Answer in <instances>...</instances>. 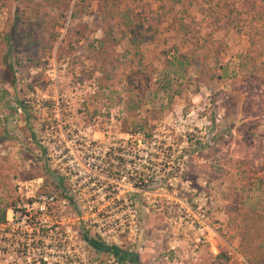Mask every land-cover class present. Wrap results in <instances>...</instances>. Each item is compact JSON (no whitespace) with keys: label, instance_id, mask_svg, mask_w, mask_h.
Segmentation results:
<instances>
[{"label":"rangeland","instance_id":"374dc122","mask_svg":"<svg viewBox=\"0 0 264 264\" xmlns=\"http://www.w3.org/2000/svg\"><path fill=\"white\" fill-rule=\"evenodd\" d=\"M72 4L65 15L42 9L44 28L31 37L26 27L30 39L20 43L17 12L25 3L0 0V62L10 49L18 79L15 89L0 86V132L13 94L25 107L7 127L18 136L0 145V209L22 208L17 203L26 194L50 190L58 197L50 218L66 244L47 249L44 264H120L112 252L86 243L100 234L131 255L121 264H264V0ZM125 14L139 35L119 25ZM133 70L144 74L143 85L150 78L139 99L126 93ZM130 98L141 102L133 112L126 109ZM126 120L130 128L146 123L149 132L133 149L139 168L128 180L91 184L99 189L91 194L85 179L105 172L107 148L126 145L120 132ZM61 126L80 129L55 138ZM42 165L49 178H32ZM56 173L68 195L78 197L75 206L63 205L62 190L45 181ZM138 175L153 180L134 211L127 193ZM131 220L139 229L132 237Z\"/></svg>","mask_w":264,"mask_h":264},{"label":"built area","instance_id":"2783aa9c","mask_svg":"<svg viewBox=\"0 0 264 264\" xmlns=\"http://www.w3.org/2000/svg\"><path fill=\"white\" fill-rule=\"evenodd\" d=\"M57 103L59 104V109H61L60 104L62 102ZM59 128L55 134V138L59 137L60 135H65V137L71 138L73 134L76 135L80 129L79 126L70 128L61 126ZM121 134L129 138L126 141V145L123 146V148H119L123 152L122 157L124 158L126 164H124L122 167H119L118 161L113 159L110 163H105V172L103 174L92 172L91 176L85 179V182L88 184L87 187H89V191L92 192L91 194L99 190L93 189L95 184H99L100 187H102L107 183H116V181H119L122 178L128 180V175L131 174V170H137V168H139L136 167V164L134 163V160L138 156L133 152V149L134 146H136L141 140H144V136L140 133H136L139 134V138L130 135L129 133ZM52 137L53 135H50V138ZM144 142L146 143V140H144ZM111 149L113 151L118 148L109 147L102 154L107 153ZM65 152L68 153V151ZM126 153H129V156L126 155ZM70 156L71 155H68L67 159H63L64 162L68 161ZM85 161V159L84 161L81 159V162L78 164L84 166V164H86ZM153 172H155V170ZM139 176L140 175L137 177L138 179H134L133 181L139 180ZM141 178L144 180V184H148V182L153 180L151 175H141ZM37 180L42 181V178H37ZM91 184L94 185L91 186ZM140 184L141 183L139 182L137 185H133L134 191L127 193L129 200L134 192L139 194L143 193V190L137 188V186ZM111 195L109 198H116L114 193H111ZM56 200H58V197L49 192H45L36 197H31V195L26 194L25 201H22L20 204L19 202L17 203V205H21L22 208L18 207L19 209H17L15 205L7 209L5 221L0 223V264H44V262L47 261L46 258L49 256L47 249L50 247L57 249V247H63L66 244V237L60 232L59 225L53 222L50 218L51 206L57 203ZM74 200L77 204L78 197H74ZM62 204H68L66 199H62ZM132 204L133 202H130L127 207L135 211V206L133 207ZM130 223L131 227L129 226L130 229L128 232L130 231L132 234L131 237L136 236L137 232L139 231L138 221L136 222L135 220H131ZM4 229L11 230L12 232H5ZM8 235L9 237H7ZM115 240L116 239L113 237L112 239H106L102 234H100V238L98 239V241L103 243L105 246L118 247L120 243L117 244ZM128 240H131V238H128ZM228 255L239 257V255L234 250H230ZM239 261L246 264L243 259H239Z\"/></svg>","mask_w":264,"mask_h":264},{"label":"trees","instance_id":"16d2710c","mask_svg":"<svg viewBox=\"0 0 264 264\" xmlns=\"http://www.w3.org/2000/svg\"><path fill=\"white\" fill-rule=\"evenodd\" d=\"M23 1L25 3V9H23L19 13L17 12V17L20 18L22 21L21 28L18 30V34L20 35V38H19L20 43L26 40L28 41L30 39V35L24 31L26 27L31 28V37L34 32V28H39L40 30L44 28L43 25L40 24L38 21V16L41 13L42 9L46 10L47 8H49L50 10H55L57 8L58 10H60L59 12L60 14L65 15V13H67L68 10L70 9L73 0H39L36 2L34 0H23ZM72 5H73L72 6L73 11L71 10L72 12L70 16L72 18H75L76 16H79L80 13H78V6L75 3H73ZM45 13H47V10ZM125 17H126V20L121 21L119 25L123 26L129 35H133V37L134 35L135 36H137V34L139 35L138 30H137L139 27L134 26V23H132V19L129 18L127 14H125ZM52 29H54V26L52 27ZM132 42H134L133 45L135 44L134 46H136L140 41H137V39H134ZM12 58H13V54L11 53L10 49L7 50V53L4 56H2L3 60L2 62H0V86L2 87L8 86L11 89H15L17 82H18V79H16V74H15L16 72L15 66H17V64H16V61L14 62V60H12ZM262 67H263L262 72H264V65H262ZM141 74L143 73L140 70H133L126 77V81H127L126 93H128L129 95L133 93L134 96H136L135 97L136 99L137 98L139 99L138 95L149 87L148 83H149L150 78L147 77L146 75L144 77V85H143L142 80L140 79L141 77H139L141 76ZM260 81L264 83V79H261ZM34 95H35V91L31 93V101H34V98H33ZM13 96L14 98L12 100H13L14 107H11V105L8 102L7 110L9 111V114L7 116H4V118L1 121L5 129L0 132V145L7 138L10 139L12 138V136H18V133L16 130L13 131L14 134L12 135L11 133L7 131V127L9 126L10 119L13 120L18 110L25 108V107H23V104L18 100V97H19L18 93L13 94ZM135 102H133L132 99L130 98V101H127L126 109L130 112L137 110L140 107L141 102L139 100H136ZM5 105L7 106V104ZM49 109L50 111L53 110L51 107ZM31 114H33L32 110H31ZM144 124L146 125V123ZM122 125H123L121 129L122 131H120L121 133H127V134L129 133L130 135H134L140 132L143 134L144 138H147V136H149L148 135L149 132L146 129V126L143 124L137 123L134 125L133 128H130L126 120V121H123ZM103 156L106 158V163H110L114 159L118 161L119 167H122L124 166V164H126L124 158L122 157L123 152L119 148L113 151L111 149L107 153H104ZM150 156L155 157V156H158V154L154 156L153 155H150ZM48 174L49 173H47L46 168L42 165V170H39V169L36 170L35 174L31 175V177L32 178L33 177L49 178V177H45L46 175L48 176ZM54 176H58L57 173L56 175L50 176L51 178L50 180L45 179V181L47 183H50L49 186L52 185L55 189L60 188L62 190V192L60 193L61 194L60 198L66 199V201L68 202V205L75 206L76 201L74 200V197L71 195H68V193L63 188L64 181L62 177L59 176V177L53 178ZM139 177H140L139 178L140 183L143 185L140 184L139 186H137V188L140 190H144L145 188H147V184L146 183L144 184V180L141 178V175ZM157 184L163 186V183H161V181H158ZM47 192L50 193V190H47ZM139 195L140 194L137 192H134L132 194L133 207L139 204L140 202ZM11 207H12L11 205L7 204L3 207V209H0V223H3L5 221L6 211L7 209ZM85 240L87 243L92 245L93 249L96 250L97 252H103V251L112 252L114 257L118 259L120 264L126 260H132V258L130 257L131 255L127 254L126 252H123L121 249H119V247H116V246L108 247V246L103 245V243L99 241L97 242L88 237ZM240 247L242 248V245H240ZM218 259L219 260L222 259L224 263L228 261L227 257L224 254H221L218 257Z\"/></svg>","mask_w":264,"mask_h":264}]
</instances>
